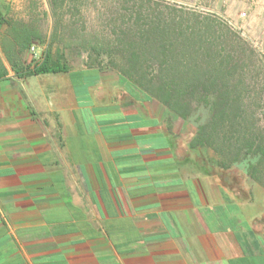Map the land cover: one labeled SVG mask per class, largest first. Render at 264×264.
Wrapping results in <instances>:
<instances>
[{"label": "crops", "instance_id": "1", "mask_svg": "<svg viewBox=\"0 0 264 264\" xmlns=\"http://www.w3.org/2000/svg\"><path fill=\"white\" fill-rule=\"evenodd\" d=\"M6 29L0 264H264L263 187L200 158L188 120L112 72L13 71Z\"/></svg>", "mask_w": 264, "mask_h": 264}, {"label": "trees", "instance_id": "2", "mask_svg": "<svg viewBox=\"0 0 264 264\" xmlns=\"http://www.w3.org/2000/svg\"><path fill=\"white\" fill-rule=\"evenodd\" d=\"M63 4L64 0H49L52 13ZM4 25L7 29L2 50L13 71L37 76L69 70L65 53L61 49L54 53L51 50L58 36L56 29L40 60L31 67L35 62L31 58L27 66L21 67L22 58L32 56L30 49L42 43V34L35 24L7 21L0 10V29ZM169 29L152 23L132 34L138 41L130 42L125 41L128 34L122 30L117 40L120 48L106 51L109 56H117L108 62L115 70V80L128 90L139 89L182 120L190 118L193 101L205 103L209 107V119L192 133L189 149L199 152L202 159L211 151L214 159L209 158L210 164L223 171L234 169L264 188V135L255 131L251 116L242 106V93L232 83L229 72L230 58H218L210 49H206L202 58L191 55L190 39L180 29L174 37ZM80 47L88 52L86 67L104 70L100 61L102 47L99 50L92 43ZM64 48L75 47L69 44ZM151 68L154 73H148Z\"/></svg>", "mask_w": 264, "mask_h": 264}, {"label": "rangeland", "instance_id": "3", "mask_svg": "<svg viewBox=\"0 0 264 264\" xmlns=\"http://www.w3.org/2000/svg\"><path fill=\"white\" fill-rule=\"evenodd\" d=\"M0 10L11 21L34 23L39 28L42 43L30 49L33 61L41 58L56 29L51 50L61 49L70 68L85 67L88 52L80 45L92 43L103 48L102 68L112 73L115 70L108 62L117 56L106 51L120 48L117 40L122 30L130 42L138 41L132 34L152 23L170 28L174 37L180 29L190 39L191 55L202 58L210 49L218 58H230L229 72L242 93V106L255 131L264 135V0H64L56 13L51 12L49 0H0ZM69 44L74 50L64 48ZM192 109L187 129L194 133L209 119L210 111L197 101ZM207 153L214 159L211 151Z\"/></svg>", "mask_w": 264, "mask_h": 264}, {"label": "built area", "instance_id": "4", "mask_svg": "<svg viewBox=\"0 0 264 264\" xmlns=\"http://www.w3.org/2000/svg\"><path fill=\"white\" fill-rule=\"evenodd\" d=\"M33 49V47L31 48V50Z\"/></svg>", "mask_w": 264, "mask_h": 264}]
</instances>
